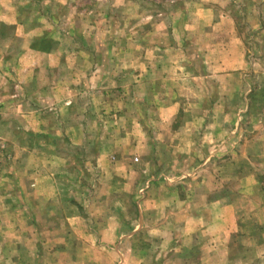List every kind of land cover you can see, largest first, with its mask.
<instances>
[{
    "label": "crops",
    "instance_id": "obj_1",
    "mask_svg": "<svg viewBox=\"0 0 264 264\" xmlns=\"http://www.w3.org/2000/svg\"><path fill=\"white\" fill-rule=\"evenodd\" d=\"M198 1L202 2L189 0L191 7L173 13L170 32L165 28L149 33V43H115L116 54L95 58L85 46L61 43L60 37L43 32L37 35V0H0V126L37 144V157L28 156L37 158V170L24 169L21 160L0 169V264H24L20 257L26 255L25 242L43 238L46 225L47 233L53 230L58 208L66 211L61 220L72 223V204L59 201V194L68 190L59 176L73 159L70 148L100 144L103 130L113 125L116 131L123 129L122 139L137 143L131 136L142 128L141 97L146 102L139 104L152 114L145 121L154 136L151 140L167 150L158 159L155 153L154 159L142 160L147 163L145 177L150 178L145 199L137 203L139 230L131 239L144 234L149 241L141 252L130 250L132 255H145L134 264L145 259V264H264V252H248L257 259L246 254L238 258L231 242L239 223L264 228V0H224L225 8ZM238 16L251 22L245 37L236 31ZM3 29L13 34L3 35ZM48 39L53 42L49 49L37 43ZM122 52L129 53L127 62H122ZM103 64L114 66L108 71ZM190 94L208 99L203 106L191 107L179 98ZM123 97H128L126 102ZM178 112L197 114L178 122ZM205 112L208 119L201 122L199 115ZM164 113L171 117L165 119ZM197 127L202 129L200 138L190 133L198 132ZM168 128L177 135L167 136ZM183 128L184 134L178 132ZM115 139L104 142V148L121 141ZM218 143L224 153L214 146L205 151L204 144ZM106 154L99 149L101 160ZM183 158L198 160L196 169L188 172ZM216 158L229 167L237 163L235 178H229L235 184L220 185L211 163ZM258 161L260 166L250 170L249 164ZM101 165L104 174H117L116 164ZM158 170L162 171L154 177ZM35 205L37 214L30 208ZM144 225L148 230L141 232ZM57 251L66 254L67 249Z\"/></svg>",
    "mask_w": 264,
    "mask_h": 264
},
{
    "label": "rangeland",
    "instance_id": "obj_2",
    "mask_svg": "<svg viewBox=\"0 0 264 264\" xmlns=\"http://www.w3.org/2000/svg\"><path fill=\"white\" fill-rule=\"evenodd\" d=\"M203 1L210 6L226 7L224 0ZM188 6L191 7L189 0H37V35L43 32V34L51 35L52 38L60 37L61 43L71 42L77 43L80 47L85 46L95 58L107 57L111 54H116L115 50H112L116 47L115 43L119 45L149 43V33L161 32L165 28L166 31L170 32L167 26L170 21L173 23V13ZM234 6L237 8L241 7L240 4H235ZM233 9L235 10V8ZM164 12H167V16H159V14ZM47 13L48 15L44 17ZM241 15L243 16V14ZM239 18L238 16L237 19H234L236 31L245 37L249 33L248 28L251 22H247L249 20L246 17H244V20ZM249 19L251 21L252 16ZM66 29L69 31L68 33L65 31ZM2 34L11 36L13 32H6L3 29ZM171 41V38L167 40L169 43ZM58 42L60 43V41ZM14 43L17 42L14 41ZM37 43H42V48L49 49L50 44L53 42L48 39ZM145 50L144 48L142 52L144 53ZM119 56L123 59L122 62H127L129 53L122 52ZM103 65L108 71L114 66L111 64ZM192 82L199 83L200 81ZM201 84L207 87L206 81H202ZM113 85V81L108 82V87L114 91L116 88ZM170 88L177 90L173 86H170ZM112 95L115 97L117 93H112ZM93 97L96 98L95 96ZM127 98L123 97L125 102ZM179 98L184 99L186 104L191 105V107H194L193 104L196 103L203 106L206 99H208L207 96H197L195 94ZM225 100L227 101L228 98H225ZM138 101L145 100L141 97L138 98ZM139 102V107L144 109L143 111L140 108L138 110L140 119H143L142 128H137L138 133H134L131 136L137 143L133 140L130 142V138L124 137L122 139L121 131L123 129L116 131L115 125H113L107 126L103 130L104 135L103 133L100 134L105 138L100 144L92 141L88 146L70 148L69 153L74 155L73 159L69 162V165L62 168L61 171L65 173L59 176L61 186H66L68 190L65 191L67 192L66 195L64 193L59 194L61 197H59V201H61L62 205L65 203L67 205L72 204L74 219L71 224H68L64 217V220H61V217L64 216L63 213L66 211L63 210L64 208H58L57 221L51 225L53 230L47 233V228L45 227L49 225H46L41 229L43 238L39 236L38 239L25 242L23 247H26L27 252L26 255L20 257L23 259L22 262L24 264H37V262L38 264H134L136 258H145V255H137L136 251L133 255L130 252L131 249L143 251L149 241L144 234L142 238L131 239L133 231L139 230L137 220L141 213V207H138L137 203L145 199L147 181L150 178L147 179L145 177L147 163L144 161L154 159L153 155L155 153H157V159L162 157L163 152H166L167 148H162L157 145L155 140H151L154 136L151 135L150 126L145 127V121L150 119L152 114L151 112L150 114L146 112V105L143 104L141 106ZM1 103L0 101V119L2 116L1 109L3 108ZM124 109L126 114L130 113L129 107ZM196 114V112H178L175 120L187 122V120L191 119L190 116ZM208 115V112L201 113L199 115L202 117L201 122L207 120ZM164 116L166 117L165 119H169L171 113H164ZM197 120L200 121V119ZM201 126L203 128V125ZM173 130L168 128L166 135H177ZM181 130L178 132H183L184 134L185 129ZM196 130L198 132H192V130L190 133H194L200 138L203 135L201 133L202 129L197 127ZM14 131L17 130L14 129ZM162 131L165 130L160 129V132ZM115 138L121 139L122 142L119 140L118 144H111L110 149L108 147L104 148V146H108L104 145V142L116 140ZM213 146L215 149L218 148L219 153H224L225 150L220 143L216 145L204 144L205 151ZM99 149H104L107 152L106 155L102 156L103 160L100 159ZM171 150H175V147L171 148ZM31 155L37 157V144L29 142L27 136L16 135V132L10 133L9 129L0 126V169L12 168L18 160H21L23 161L22 167L24 169L33 168L35 171V169L37 170V158L29 159L28 156ZM15 157H18L16 161ZM182 161L186 163L188 172L191 173L196 169L198 160L188 161V159L183 158L181 159ZM101 162L110 168H113L114 164H116L115 169L117 168V170L115 172L117 174L114 177H111L109 172L104 174ZM209 163L207 167H210ZM211 163L219 174L218 182L221 186L233 184V182L235 184L234 179L231 178L229 180V178L230 176H234L233 178L236 176L233 173L237 166L236 162V164H232L233 167L226 166L222 158L211 160ZM257 164L260 166L259 161L251 162L249 164L250 170ZM183 166H185L184 163ZM161 171L154 172V177ZM229 173H232V175H229ZM32 182L35 183V180ZM30 208L35 209V214H37L36 205ZM30 208L29 211H31ZM147 214L149 215L148 212ZM146 230H148V227L144 225L141 232H146ZM235 230L231 240L233 254L238 256V258L246 254V258L257 259V254L252 256L248 252L260 251V255L264 252V240L262 239L264 228L249 229L239 223L236 225ZM247 234L249 237L256 236L258 240L249 239ZM253 242L257 244V247L253 246ZM63 248L67 249L66 254L57 251ZM37 250H39L38 255ZM50 250L56 251L51 253ZM146 260L143 264L146 263Z\"/></svg>",
    "mask_w": 264,
    "mask_h": 264
}]
</instances>
